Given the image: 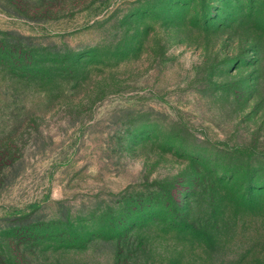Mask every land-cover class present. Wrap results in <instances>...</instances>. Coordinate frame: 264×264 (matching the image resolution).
Wrapping results in <instances>:
<instances>
[{
    "label": "rangeland",
    "instance_id": "1",
    "mask_svg": "<svg viewBox=\"0 0 264 264\" xmlns=\"http://www.w3.org/2000/svg\"><path fill=\"white\" fill-rule=\"evenodd\" d=\"M0 264H264V0H0Z\"/></svg>",
    "mask_w": 264,
    "mask_h": 264
}]
</instances>
